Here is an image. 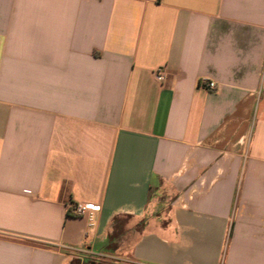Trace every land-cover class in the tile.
I'll return each instance as SVG.
<instances>
[{"label":"crops","instance_id":"1","mask_svg":"<svg viewBox=\"0 0 264 264\" xmlns=\"http://www.w3.org/2000/svg\"><path fill=\"white\" fill-rule=\"evenodd\" d=\"M116 252L264 264V0H0V264Z\"/></svg>","mask_w":264,"mask_h":264},{"label":"built area","instance_id":"2","mask_svg":"<svg viewBox=\"0 0 264 264\" xmlns=\"http://www.w3.org/2000/svg\"><path fill=\"white\" fill-rule=\"evenodd\" d=\"M154 76L157 80L163 81L165 79V73L162 69H156ZM203 87L207 90H214L215 83L213 81H206L203 83ZM100 211L99 205L86 204V203H71L69 204V212L77 217H84L87 221L89 229L93 228L95 215Z\"/></svg>","mask_w":264,"mask_h":264},{"label":"rangeland","instance_id":"3","mask_svg":"<svg viewBox=\"0 0 264 264\" xmlns=\"http://www.w3.org/2000/svg\"><path fill=\"white\" fill-rule=\"evenodd\" d=\"M144 221H136L132 219H121L119 221H114L112 224L113 230L117 228V224H120L122 227L125 226L126 228H132L138 230L142 225ZM115 232H113L114 234ZM121 240V239H120ZM114 244L110 245V248L113 247ZM125 254L116 252L113 253L112 255L106 256V257H97L96 259H89V261H95L96 264H114L115 262H118V259H123Z\"/></svg>","mask_w":264,"mask_h":264},{"label":"trees","instance_id":"4","mask_svg":"<svg viewBox=\"0 0 264 264\" xmlns=\"http://www.w3.org/2000/svg\"><path fill=\"white\" fill-rule=\"evenodd\" d=\"M118 236H119L118 233H114L109 237V241H108L109 247H110V245H112L117 240ZM72 264H79V262L78 261L73 262ZM85 264H96V262L95 261H88Z\"/></svg>","mask_w":264,"mask_h":264}]
</instances>
